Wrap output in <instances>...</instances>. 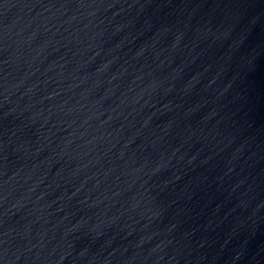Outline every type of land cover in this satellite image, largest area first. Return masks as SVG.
I'll use <instances>...</instances> for the list:
<instances>
[{"label": "water", "instance_id": "95a60500", "mask_svg": "<svg viewBox=\"0 0 264 264\" xmlns=\"http://www.w3.org/2000/svg\"><path fill=\"white\" fill-rule=\"evenodd\" d=\"M0 264H264V0H0Z\"/></svg>", "mask_w": 264, "mask_h": 264}]
</instances>
